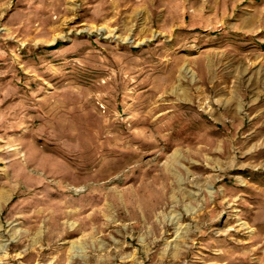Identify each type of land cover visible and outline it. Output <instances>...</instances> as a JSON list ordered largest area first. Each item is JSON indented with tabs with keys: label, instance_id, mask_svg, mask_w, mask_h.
<instances>
[{
	"label": "rangeland",
	"instance_id": "obj_1",
	"mask_svg": "<svg viewBox=\"0 0 264 264\" xmlns=\"http://www.w3.org/2000/svg\"><path fill=\"white\" fill-rule=\"evenodd\" d=\"M0 264H264V0H0Z\"/></svg>",
	"mask_w": 264,
	"mask_h": 264
}]
</instances>
